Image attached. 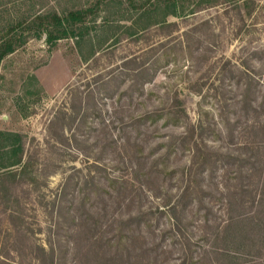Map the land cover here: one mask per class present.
Masks as SVG:
<instances>
[{
	"label": "rangeland",
	"instance_id": "1",
	"mask_svg": "<svg viewBox=\"0 0 264 264\" xmlns=\"http://www.w3.org/2000/svg\"><path fill=\"white\" fill-rule=\"evenodd\" d=\"M243 1L174 27L128 0H0V29L96 9L1 64L0 132L24 159L6 168L0 137V179L29 161L36 181L0 193V264H225L235 222L264 264V0Z\"/></svg>",
	"mask_w": 264,
	"mask_h": 264
},
{
	"label": "trees",
	"instance_id": "2",
	"mask_svg": "<svg viewBox=\"0 0 264 264\" xmlns=\"http://www.w3.org/2000/svg\"><path fill=\"white\" fill-rule=\"evenodd\" d=\"M226 1L240 2L241 0H144L136 3L134 0H128L131 8L140 10L143 14H152L154 22L151 25H174V23H167L169 16H179L185 12L188 7H193L191 13H195L204 8L217 6ZM247 15H251L253 11V1H243ZM95 8H83L78 10H68L63 14L57 11H50L47 13H35L28 18L17 20L8 24L5 28L0 29V67L3 60L9 55L16 52L20 47L25 45L31 37L41 38L46 37L47 42L53 44L59 40L67 38H78L83 36L84 32L80 27L84 26L89 16L95 14ZM167 23V24H166ZM145 70L141 72L144 76ZM154 77H150L146 83H150ZM245 86V85H244ZM251 92L249 85L243 89L241 101L243 103H250L248 97ZM194 136V130H192ZM0 137L3 138L4 143L1 146L3 151L8 155V162L6 168L19 167L23 164L24 146L21 142V136L15 133L0 132ZM2 141V142H3ZM6 142V143H5ZM5 152V153H6ZM29 161L25 162L19 172L10 173L4 178L0 179V193L8 191L6 182L10 181L16 183L18 180L25 181L32 184L36 181L35 176L28 172ZM2 187V188H1ZM128 221V220H127ZM261 225V224H260ZM262 237L256 239L251 244H262ZM249 238L247 236L246 228L241 222L228 224L224 228L223 242L225 248L223 249V257L225 264H255L256 260L261 257L252 252L247 244ZM260 257V258H259ZM185 263V261L183 262Z\"/></svg>",
	"mask_w": 264,
	"mask_h": 264
}]
</instances>
